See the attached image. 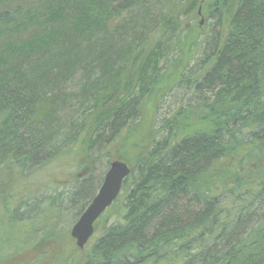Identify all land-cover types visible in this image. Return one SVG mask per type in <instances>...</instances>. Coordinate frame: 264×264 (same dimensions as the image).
I'll use <instances>...</instances> for the list:
<instances>
[{"label": "trees", "instance_id": "trees-1", "mask_svg": "<svg viewBox=\"0 0 264 264\" xmlns=\"http://www.w3.org/2000/svg\"><path fill=\"white\" fill-rule=\"evenodd\" d=\"M200 6L214 35L178 66ZM27 10L21 23L0 12V227L22 225L15 240L29 244L66 236L46 215L78 205V219L104 179L95 164L110 166L125 139L131 173L75 264H264V0ZM22 33L31 36L10 40ZM180 87L191 98L160 121V102ZM64 154L78 169L86 159L89 175L37 190L38 173Z\"/></svg>", "mask_w": 264, "mask_h": 264}, {"label": "rangeland", "instance_id": "rangeland-1", "mask_svg": "<svg viewBox=\"0 0 264 264\" xmlns=\"http://www.w3.org/2000/svg\"><path fill=\"white\" fill-rule=\"evenodd\" d=\"M54 1L55 0H9L8 2L1 5L0 12H9L10 15L15 18L16 23H21L28 20V14L24 12L25 8H28L27 12H31L34 16H39L37 13L42 14V12H45L47 6L51 5ZM165 1L167 0H161V2ZM199 10L201 11L199 12L198 18H196L195 20V25L192 27L188 35L187 42L182 47V51H184L186 54H182V59L178 63V66L182 61H185V58L189 57L190 51H193L194 43L196 44V41H200L203 33L204 35L209 34V37L214 35V32H212L211 28L214 25V21L209 20V13L204 12L205 9L203 6H200ZM92 15L98 16L97 13H93ZM211 24L212 26H209ZM10 26H14V24ZM214 29L216 32L218 30V27L215 26ZM9 35L12 36L11 33H5L3 38ZM30 36L31 35H29L28 33H22L17 36L13 35V38H11L10 40L16 43H21L22 39L29 38ZM1 43L2 41L0 42V44ZM186 91L187 90L185 88L180 87L160 102L158 115L160 121L169 116L179 106H182V104L186 105L188 103L191 95ZM161 97L162 94L160 93L159 87L155 89V94L153 97V99L157 101L156 105L158 101L161 100ZM63 138V141L67 139V137L64 136L60 137V140H62ZM75 143H77V141H75ZM74 149L78 151V154H81L78 150L79 148ZM112 150L114 151V155H116L115 160L123 161V158H121L120 156H124V154L129 157L128 150H130V148L128 147V145H125V139L117 144ZM81 156L83 155L81 154ZM70 159L71 157L68 154H64L60 156V158L52 159L47 165L46 169L41 170L35 178V181L37 183V190L43 189V187H45V194L48 195L53 194L56 187L59 191L66 189L67 186H69V189H73L76 185L77 178L89 175V168L86 169L85 167L87 164L86 159H81L84 165L82 169H78L74 164L70 165ZM97 165L99 168L96 171ZM108 168V158L103 157L95 164V169L91 171V173L95 175L98 180H101L103 179V177H105ZM40 181H44L45 186L42 185L43 183L39 184ZM99 188L97 189L96 194L98 193ZM31 189L32 188H27L26 190H24L23 195L25 196L26 193H29L31 191ZM93 189L94 186L92 185L91 190ZM74 206L75 208H70L69 206L67 207V205H65V209L61 214L60 212L52 214L49 211L50 214L46 215V218L49 219H47V221L52 220V218L54 219V221H52L51 223H53L52 225L58 231L60 228L68 230L67 235L59 239H51L46 236L36 235L37 241H35L34 244H29V241L23 243L17 242L15 238L19 236V233L22 230H24L22 225L12 226L10 221L4 220V222H2L3 226L0 227V259H6L3 264H75L78 258L81 257L80 254L84 253V250L78 251V248H76L78 247L77 240L71 234L73 226L80 218L79 217L78 219L74 220V216L79 207L78 205ZM111 212L113 214L116 213V209L113 208ZM73 220L74 222L72 223ZM16 245L18 249L15 253L14 248Z\"/></svg>", "mask_w": 264, "mask_h": 264}, {"label": "water", "instance_id": "water-1", "mask_svg": "<svg viewBox=\"0 0 264 264\" xmlns=\"http://www.w3.org/2000/svg\"><path fill=\"white\" fill-rule=\"evenodd\" d=\"M131 170L125 161H112L98 193L72 228L71 234L76 238L79 248H85L95 232L97 220L118 198L123 182Z\"/></svg>", "mask_w": 264, "mask_h": 264}]
</instances>
